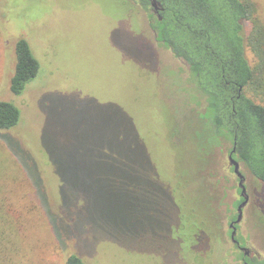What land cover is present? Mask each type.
<instances>
[{"label":"rangeland","instance_id":"obj_1","mask_svg":"<svg viewBox=\"0 0 264 264\" xmlns=\"http://www.w3.org/2000/svg\"><path fill=\"white\" fill-rule=\"evenodd\" d=\"M108 9L106 0H0V100L21 110L0 130V199L13 217L0 264H67L72 253L87 264H244L229 229L242 197L231 141L201 163L188 138L189 109L201 105L186 65L156 39L148 12L123 20ZM19 38L41 69L17 95ZM241 170L250 198L238 237L264 258V183ZM178 194L195 199L208 226L190 250L173 235Z\"/></svg>","mask_w":264,"mask_h":264},{"label":"trees","instance_id":"obj_2","mask_svg":"<svg viewBox=\"0 0 264 264\" xmlns=\"http://www.w3.org/2000/svg\"><path fill=\"white\" fill-rule=\"evenodd\" d=\"M106 1L108 11L118 13L119 19L136 17L137 8L148 12L156 39L186 65V89L191 99L201 105L199 109H189L188 119L196 120L197 126L188 138L195 143L194 150L201 163L213 146L220 145L223 139L229 140L231 150L235 148L233 156L264 183V19L258 1L157 0L163 7L159 12L161 18L154 12L153 0ZM247 48L257 59L255 64L247 56ZM15 56L10 87L19 95L41 67L25 38L17 40ZM249 92L259 95L261 100ZM20 119L21 110L14 102L0 100V130L15 127ZM171 145L176 150L180 143L171 141ZM181 153L176 150V169L181 163ZM174 199L180 212L173 235L180 237L187 249H193L208 230L207 223L195 211L194 198L178 194ZM12 225L11 211L0 199V248L3 234ZM248 262L264 264V259L256 256ZM67 264L87 263L80 254L72 253Z\"/></svg>","mask_w":264,"mask_h":264},{"label":"water","instance_id":"obj_3","mask_svg":"<svg viewBox=\"0 0 264 264\" xmlns=\"http://www.w3.org/2000/svg\"><path fill=\"white\" fill-rule=\"evenodd\" d=\"M151 5L153 6L154 11L157 12L158 15H159V17L161 18V15L159 13L163 9L161 3L158 2L157 0H153L151 2ZM234 152H235V148L232 149L231 153L228 156V159H229L230 164L233 166L234 172L240 178L239 185H240V187L242 189V194L244 195L243 202H241L238 205V208H237L238 209V216H237V218L231 224V226L233 227V232L231 234V238L233 239V241L237 242V239H236V226H235V224L239 223L242 220L244 207L246 206L249 197L247 196L246 186H245V183H244V181H245V175H244V173L241 170V164H240V162L233 156V153Z\"/></svg>","mask_w":264,"mask_h":264},{"label":"flooded vegetation","instance_id":"obj_4","mask_svg":"<svg viewBox=\"0 0 264 264\" xmlns=\"http://www.w3.org/2000/svg\"><path fill=\"white\" fill-rule=\"evenodd\" d=\"M155 12V11H154ZM157 15H158V13L157 12H155ZM231 151L232 150H230V153H231ZM229 153V154H230ZM230 163V162H229ZM241 164V163H240ZM231 165V164H230ZM232 166V165H231ZM233 167V166H232ZM241 168H242V164H241ZM234 170V169H233ZM238 185H239V183H240V178L238 177ZM244 183H245V186H246V193H247V196L249 197V194H248V189H247V185H246V176H245V181H244ZM239 189H240V192H241V201H240V203L241 202H243V200H244V195L242 194V189H241V187H240V185H239ZM250 198V197H249ZM248 201H249V199H248ZM239 203V204H240ZM248 203V202H247ZM238 204V205H239ZM238 208V207H237ZM237 216H238V209H237V215H236V218H237ZM235 218V219H236ZM235 219H232L231 220V222L229 223V229H230V236H231V234H232V232H233V227L231 226V224H232V222L235 220ZM241 222V221H240ZM239 222V223H240ZM239 223H237V224H235V226H236V239H237V242H235V241H233V239L231 238V240H232V242H233V244L237 247V248H239L240 250H242L243 252H244V254L245 255H243V259H244V264H249V262H248V259H254V257H256V256H252L251 254H250V249H248V247H245V246H243L242 245V243H241V241H240V239H239V237H238V226H239ZM260 260H263L264 258L262 257V256H257Z\"/></svg>","mask_w":264,"mask_h":264}]
</instances>
